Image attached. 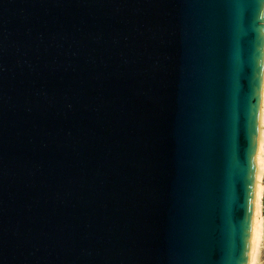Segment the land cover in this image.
<instances>
[{
	"label": "water",
	"instance_id": "1",
	"mask_svg": "<svg viewBox=\"0 0 264 264\" xmlns=\"http://www.w3.org/2000/svg\"><path fill=\"white\" fill-rule=\"evenodd\" d=\"M262 5L0 0V264H248Z\"/></svg>",
	"mask_w": 264,
	"mask_h": 264
},
{
	"label": "bare ground",
	"instance_id": "2",
	"mask_svg": "<svg viewBox=\"0 0 264 264\" xmlns=\"http://www.w3.org/2000/svg\"><path fill=\"white\" fill-rule=\"evenodd\" d=\"M258 142L256 151V170L254 179L253 214L250 236V249L248 264H254L259 253V246L264 236V222L260 210L262 207V175H264V94L261 95Z\"/></svg>",
	"mask_w": 264,
	"mask_h": 264
},
{
	"label": "snow or ice",
	"instance_id": "3",
	"mask_svg": "<svg viewBox=\"0 0 264 264\" xmlns=\"http://www.w3.org/2000/svg\"><path fill=\"white\" fill-rule=\"evenodd\" d=\"M261 8H264V5L261 6ZM260 113V107H259V95L257 96V101L255 105L253 106L252 111V131H251V156L255 151V144H256V137L258 133V117ZM250 156V158H251Z\"/></svg>",
	"mask_w": 264,
	"mask_h": 264
},
{
	"label": "rangeland",
	"instance_id": "4",
	"mask_svg": "<svg viewBox=\"0 0 264 264\" xmlns=\"http://www.w3.org/2000/svg\"><path fill=\"white\" fill-rule=\"evenodd\" d=\"M260 214L262 216V222H264V212H262V207L260 210ZM262 244H264V236H262V240L259 246V253L257 259L255 260L254 264H264V248H262Z\"/></svg>",
	"mask_w": 264,
	"mask_h": 264
},
{
	"label": "built area",
	"instance_id": "5",
	"mask_svg": "<svg viewBox=\"0 0 264 264\" xmlns=\"http://www.w3.org/2000/svg\"><path fill=\"white\" fill-rule=\"evenodd\" d=\"M262 94H264V83H262ZM262 192H264V175H262ZM262 212H264V195H262ZM262 248H264V244H262Z\"/></svg>",
	"mask_w": 264,
	"mask_h": 264
}]
</instances>
